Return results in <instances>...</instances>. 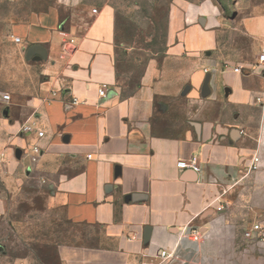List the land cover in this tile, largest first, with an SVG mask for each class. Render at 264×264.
I'll return each instance as SVG.
<instances>
[{"label": "crops", "instance_id": "crops-1", "mask_svg": "<svg viewBox=\"0 0 264 264\" xmlns=\"http://www.w3.org/2000/svg\"><path fill=\"white\" fill-rule=\"evenodd\" d=\"M76 4L16 29L21 71L0 102V228L14 193L36 182L70 229L54 244L60 264H204L206 235L230 214L263 128L264 6L239 15L228 48L210 29L181 28L157 79L125 95L114 10ZM193 159L200 172L178 168Z\"/></svg>", "mask_w": 264, "mask_h": 264}, {"label": "rangeland", "instance_id": "rangeland-1", "mask_svg": "<svg viewBox=\"0 0 264 264\" xmlns=\"http://www.w3.org/2000/svg\"><path fill=\"white\" fill-rule=\"evenodd\" d=\"M82 2L114 10L118 69L125 95L157 79L166 51L178 41L181 28L210 29L228 48L235 39L232 32L239 15L248 17L264 6V0H0L1 92L19 79L22 56L15 38L21 22L48 7L66 14V7ZM262 124L258 136L252 133L251 139L261 167L235 188L230 214L213 223L203 247L210 254L204 264H264V242L251 243L244 236L250 224L260 223L264 229V118ZM14 194L0 228V264H60L54 244L58 237L68 239L70 229L55 223L46 195L36 182ZM213 252L218 256H212Z\"/></svg>", "mask_w": 264, "mask_h": 264}, {"label": "built area", "instance_id": "built-area-1", "mask_svg": "<svg viewBox=\"0 0 264 264\" xmlns=\"http://www.w3.org/2000/svg\"><path fill=\"white\" fill-rule=\"evenodd\" d=\"M15 42L20 43L21 39L20 37H16L15 38ZM257 68L264 74V46L262 47V49L260 50L259 53V57H258V63H257ZM233 72L240 74L242 72V69L240 67H233ZM99 95L100 97H106L108 95L106 90H100L99 91ZM11 100V95L8 93H4V92H0V102H9ZM80 101L77 98H74L71 102V106L72 105H77L79 104ZM25 130L27 131H32L33 130V126H26L24 127ZM39 137H43L44 136V132L40 131L38 133ZM34 156L32 157V161L34 163H36L38 161V158L41 155V150L37 147H34L32 149ZM178 168L179 169H192L196 172H200L201 168L197 166L196 161L193 160H189V161H185V160H181L178 162ZM261 167V159L258 153L254 154L252 157V161L250 163V165L248 166V173H252V172H256L259 170V168ZM218 211H222L223 207L220 206L217 208ZM196 234H198V231L196 232ZM244 236L246 239L249 240H259L261 242H264V229L262 227V225L260 223H254L252 224V226L248 229L245 230ZM174 256V253H167L165 251H163L160 255L161 259L163 261H166L170 258H172Z\"/></svg>", "mask_w": 264, "mask_h": 264}]
</instances>
